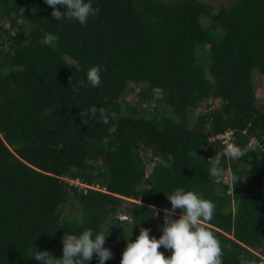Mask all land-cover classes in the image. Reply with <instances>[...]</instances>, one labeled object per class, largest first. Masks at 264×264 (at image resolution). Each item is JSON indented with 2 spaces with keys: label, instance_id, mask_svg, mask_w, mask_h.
<instances>
[{
  "label": "trees",
  "instance_id": "trees-1",
  "mask_svg": "<svg viewBox=\"0 0 264 264\" xmlns=\"http://www.w3.org/2000/svg\"><path fill=\"white\" fill-rule=\"evenodd\" d=\"M93 7L80 25L57 22L43 0H0V264H39L28 258L32 244L59 258L64 233L109 227L105 264H120L132 227L131 240L140 227L161 235L163 213L149 218L150 207L170 208L165 193L177 187L215 203L200 226L219 239L223 264H261L264 110L253 72L264 91V0ZM45 33L55 46L40 43ZM93 65L103 67L95 88L86 82ZM91 107L109 123L84 124L80 110ZM227 131L248 149L241 161L224 155ZM212 165L226 177H208Z\"/></svg>",
  "mask_w": 264,
  "mask_h": 264
},
{
  "label": "clouds",
  "instance_id": "clouds-1",
  "mask_svg": "<svg viewBox=\"0 0 264 264\" xmlns=\"http://www.w3.org/2000/svg\"><path fill=\"white\" fill-rule=\"evenodd\" d=\"M51 11V17L57 22L68 20L77 21L80 25H86L91 16L97 15L99 9L93 7V0H43ZM58 37L52 33H45L40 43L45 46H55ZM103 67L91 66L86 72V82L95 88L101 84ZM74 91L78 92L79 88ZM99 113V115H97ZM81 121L87 124L88 118H96L104 124L109 123V118L103 108L91 107L80 110ZM115 131V128H110ZM224 155L234 162L241 161L248 153L246 147L229 143L223 148ZM208 177L216 181L222 180L227 173L223 167L212 165L208 169ZM240 180L234 179V182ZM73 181V182H72ZM72 183L79 180H72ZM165 193V192H164ZM170 208L150 207L152 214L149 218H155L163 213L164 222L158 227L161 235L150 236V229L140 227L135 240H131L132 230L124 237L125 248L121 254L120 264H223L222 246L216 235L209 229L200 226L201 223L211 222L214 218L216 205L213 201L204 198L195 190H186L177 187L169 193H165ZM180 215L176 217V210ZM148 218V219H149ZM126 220L127 217H121ZM140 222L134 225H140ZM133 225V226H134ZM101 228H83L79 234L67 233L62 236V255L57 258L48 250H34L33 244L28 258L38 261L39 264H90L94 255L98 264H105L112 259L113 253L106 247V238L109 234ZM171 250V255L165 254L159 249Z\"/></svg>",
  "mask_w": 264,
  "mask_h": 264
},
{
  "label": "rangeland",
  "instance_id": "rangeland-1",
  "mask_svg": "<svg viewBox=\"0 0 264 264\" xmlns=\"http://www.w3.org/2000/svg\"><path fill=\"white\" fill-rule=\"evenodd\" d=\"M202 1H206V2H209V3H212V4H214L215 6H217V7H219V6H221V5H230V4H232L233 2H234V0H202ZM8 26V25H7ZM258 73H259V71H258V69H254V72H253V75H254V83H255V87H256V91H257V96H258V104H259V106H260V108H262L263 110H264V91L262 90V88H261V81H260V79H259V75H258ZM133 85V84H132ZM133 87H135V86H133ZM136 88V90H138V88L137 87H135ZM135 95H136V92H134V91H131V90H128L127 91V93H126V97H125V99H126V101H131V100H133L134 98H136L135 97ZM158 95H160V93L158 94ZM208 103V102H207ZM207 103H205V104H207ZM155 103L153 102L152 103V105H154ZM199 111H200V109H198L197 111H196V114H195V116L194 117H196L197 116V114L199 113ZM229 144V143H228ZM150 155V154H149ZM233 179V175L232 174H228V176H227V181H231ZM65 210L67 211V212H72V210L73 211H77V209L75 208V209H72L71 207H70V205H66L65 206ZM120 213H122L121 215H123L124 213H123V211L121 210L120 211ZM123 217H125L124 215H123ZM157 238L159 237V235L157 234V236H156Z\"/></svg>",
  "mask_w": 264,
  "mask_h": 264
},
{
  "label": "built area",
  "instance_id": "built-area-1",
  "mask_svg": "<svg viewBox=\"0 0 264 264\" xmlns=\"http://www.w3.org/2000/svg\"><path fill=\"white\" fill-rule=\"evenodd\" d=\"M231 137H232V131H227L226 133L220 134L218 136V138H221L224 140V143H232L231 142ZM73 182V181H72ZM76 184H79V182H75ZM81 186H85V185H81ZM261 264H264V261L261 262Z\"/></svg>",
  "mask_w": 264,
  "mask_h": 264
}]
</instances>
